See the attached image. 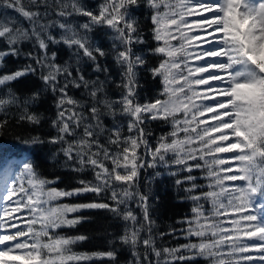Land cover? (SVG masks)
<instances>
[{
  "label": "snow or ice",
  "instance_id": "6c2138e0",
  "mask_svg": "<svg viewBox=\"0 0 264 264\" xmlns=\"http://www.w3.org/2000/svg\"><path fill=\"white\" fill-rule=\"evenodd\" d=\"M9 138L29 155L0 171V264H264V0H0ZM167 178L191 206L161 230ZM94 211L122 231L78 251Z\"/></svg>",
  "mask_w": 264,
  "mask_h": 264
},
{
  "label": "trees",
  "instance_id": "16d2710c",
  "mask_svg": "<svg viewBox=\"0 0 264 264\" xmlns=\"http://www.w3.org/2000/svg\"><path fill=\"white\" fill-rule=\"evenodd\" d=\"M100 0H85L90 7H95ZM139 15V13H138ZM147 11L144 10V15L140 16L142 22L147 23L146 21ZM146 37H150L149 32H145ZM110 41L105 40V43ZM149 39V44H153ZM147 45H139L137 48H144ZM61 57L67 59V53L62 52ZM154 62V58L152 61ZM108 63L112 65L111 58L108 59ZM18 64L14 61H10L8 64L9 68L17 67ZM112 70L115 73L116 69L114 65ZM140 83V94L141 97H153L159 90L160 85L158 80H153L150 73L141 71L139 76ZM33 86V81L31 78L22 80L17 87L21 90H27ZM40 111L45 114L47 117L51 118L53 115L54 109L52 108L51 102L45 103L41 106ZM45 131H48L47 125L44 127ZM27 146L18 143L14 139H3L0 140V166L9 159L11 156L18 157L20 155L28 156L29 152L26 150ZM49 172H57V169L49 167L47 169ZM61 187L72 186L75 183L73 173H62ZM156 194L159 196V200L154 205L156 209V222L161 230H166L170 226H176V221L183 218L190 211V202L181 201L177 198L176 191L171 183V178L163 179L162 182L157 183L154 186ZM93 217L92 221L85 223L78 227L75 230H67L68 234H86L90 238L87 241L82 242L77 246L78 251H102L108 248H111L113 245L110 241L114 236L118 235L122 231L123 224L121 221L114 220L110 217L108 213L103 211H94L88 213ZM183 242V241H180ZM173 244L177 241H172ZM120 252L121 264H126V258H130L126 249H123L119 244L115 245Z\"/></svg>",
  "mask_w": 264,
  "mask_h": 264
},
{
  "label": "rangeland",
  "instance_id": "374dc122",
  "mask_svg": "<svg viewBox=\"0 0 264 264\" xmlns=\"http://www.w3.org/2000/svg\"><path fill=\"white\" fill-rule=\"evenodd\" d=\"M25 157H26L25 155H20L19 157H13V156H11L9 159H13V160H23ZM9 159H6V161L0 166V171H2V169L7 166V162H8Z\"/></svg>",
  "mask_w": 264,
  "mask_h": 264
}]
</instances>
